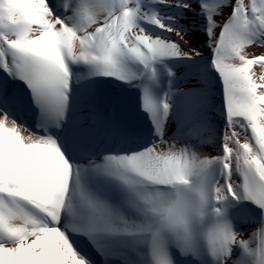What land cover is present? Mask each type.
Masks as SVG:
<instances>
[{
  "label": "snow or ice",
  "instance_id": "snow-or-ice-1",
  "mask_svg": "<svg viewBox=\"0 0 264 264\" xmlns=\"http://www.w3.org/2000/svg\"><path fill=\"white\" fill-rule=\"evenodd\" d=\"M0 264H264V0H0Z\"/></svg>",
  "mask_w": 264,
  "mask_h": 264
},
{
  "label": "bare ground",
  "instance_id": "bare-ground-1",
  "mask_svg": "<svg viewBox=\"0 0 264 264\" xmlns=\"http://www.w3.org/2000/svg\"><path fill=\"white\" fill-rule=\"evenodd\" d=\"M227 15V10H225V16ZM222 19V18H218ZM181 24L185 27L187 35L184 39L193 47L197 48L198 50L202 51L204 56L208 55V49L206 47V37L204 35L203 29L201 27V21L198 17L189 14L186 16L182 21ZM187 50V49H185ZM251 52L252 49H249ZM262 50L260 48H255V53L259 54ZM181 86L186 87V84H182ZM215 96V93H214ZM216 100L218 102L219 97L216 96ZM218 116V113H217Z\"/></svg>",
  "mask_w": 264,
  "mask_h": 264
}]
</instances>
